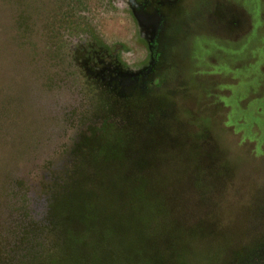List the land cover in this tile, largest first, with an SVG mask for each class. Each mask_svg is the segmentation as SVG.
Instances as JSON below:
<instances>
[{
	"label": "rangeland",
	"instance_id": "1",
	"mask_svg": "<svg viewBox=\"0 0 264 264\" xmlns=\"http://www.w3.org/2000/svg\"><path fill=\"white\" fill-rule=\"evenodd\" d=\"M166 1L164 56L142 77L156 15L0 0V264H62L70 230L80 264H157L180 230L224 264L264 237V0ZM88 46L125 76L92 78Z\"/></svg>",
	"mask_w": 264,
	"mask_h": 264
},
{
	"label": "flooded vegetation",
	"instance_id": "2",
	"mask_svg": "<svg viewBox=\"0 0 264 264\" xmlns=\"http://www.w3.org/2000/svg\"><path fill=\"white\" fill-rule=\"evenodd\" d=\"M125 3L132 17L139 23H148L155 15L158 19V21H156L158 25L152 32L148 41L150 63L138 76L147 77L148 75H153L156 67L162 62L164 56L163 50L165 48L163 44L166 42L167 20L175 13V8H172L174 2L166 0H125ZM98 48L100 47L98 46L97 49H93L88 46V49H79L78 51L81 52L82 55L84 54V64L89 66L86 71L90 75L92 74L91 77L94 78V74H98V71L102 70V68L98 66L102 64L106 66L105 69L108 70L109 74H114L116 77L113 79L114 81L120 77H124L126 72L120 71L121 68L120 65H118L119 59L116 52H110L107 48L106 50L98 51ZM107 67L109 68L107 69ZM133 79L134 82H136L139 77H134Z\"/></svg>",
	"mask_w": 264,
	"mask_h": 264
},
{
	"label": "trees",
	"instance_id": "3",
	"mask_svg": "<svg viewBox=\"0 0 264 264\" xmlns=\"http://www.w3.org/2000/svg\"><path fill=\"white\" fill-rule=\"evenodd\" d=\"M1 124V122H0ZM54 206V205H53ZM181 234V238H178L177 243L180 245L179 249L173 248L175 250L174 257L171 255V252H167L164 255L159 254V251H157L158 255V261L157 264H199L200 261H205V259L199 255V253L194 250L191 245L195 241L196 233L191 231L190 233H185L183 230ZM68 247L69 251L67 252L66 256L63 259L62 264H80L79 260L75 258V254L70 252L71 244L74 242L72 241V238L75 239L72 236L71 230L68 233ZM78 236V235H77ZM171 239H173L171 236H169ZM256 239V240H255ZM176 241V240H175ZM175 241L172 240L170 242L175 244ZM247 241V240H246ZM244 242L246 243L243 245L240 250H235L232 256L229 258V261H226L224 264H254L257 260L262 259V254L264 255V237H258L251 239L250 242ZM184 244V245H183ZM191 247V248H190ZM145 251V250H144ZM151 251V250H150ZM49 252V251H46ZM52 254H49V256ZM146 255V264H152L155 263L153 258L150 257L149 251L145 252ZM197 256V258L195 257ZM61 259V258H60ZM35 261L31 264H45V257L43 258H35ZM211 260V259H209ZM264 261V258L261 260ZM204 262L205 264H215L214 262L208 261ZM52 264H56L55 260H53ZM90 264H97V263H90ZM263 264V263H261Z\"/></svg>",
	"mask_w": 264,
	"mask_h": 264
}]
</instances>
